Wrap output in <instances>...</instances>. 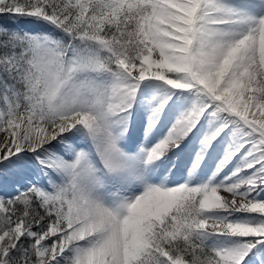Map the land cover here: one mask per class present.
<instances>
[{
	"label": "snow or ice",
	"instance_id": "obj_1",
	"mask_svg": "<svg viewBox=\"0 0 264 264\" xmlns=\"http://www.w3.org/2000/svg\"><path fill=\"white\" fill-rule=\"evenodd\" d=\"M0 264H264V0H0Z\"/></svg>",
	"mask_w": 264,
	"mask_h": 264
}]
</instances>
